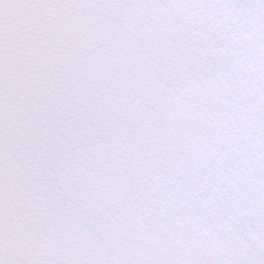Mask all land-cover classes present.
Masks as SVG:
<instances>
[{"label": "snow or ice", "instance_id": "obj_1", "mask_svg": "<svg viewBox=\"0 0 264 264\" xmlns=\"http://www.w3.org/2000/svg\"><path fill=\"white\" fill-rule=\"evenodd\" d=\"M0 264H264V0H0Z\"/></svg>", "mask_w": 264, "mask_h": 264}]
</instances>
